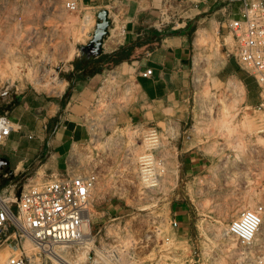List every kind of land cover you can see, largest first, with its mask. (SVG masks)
Instances as JSON below:
<instances>
[{"label": "rangeland", "instance_id": "obj_1", "mask_svg": "<svg viewBox=\"0 0 264 264\" xmlns=\"http://www.w3.org/2000/svg\"><path fill=\"white\" fill-rule=\"evenodd\" d=\"M64 2L0 0V110L15 97L55 100L66 89L63 79L67 64L90 37L93 24L84 37L78 39V34L84 20L93 21L94 14L81 9L77 13L67 12ZM115 23L120 32L121 25ZM223 43L233 51L228 32L218 39L213 27L209 32H201L194 45L188 101L192 119L187 134L197 141L204 156L203 170L194 180L182 182L169 173L161 187L154 190L151 202H147L152 204L147 211L137 210L127 198L117 200L109 190V182L117 172L126 167L129 173L134 172L135 157L142 151L133 144L141 142V135L133 132V123L126 117L132 91L128 97L122 93L117 98L113 105L117 111L115 120L103 121L108 130L101 128L96 118L102 105L92 111L87 109L82 116L85 139L73 146L69 159L76 157L84 164L91 153L101 160L102 179L92 192L89 208L95 244L99 237L105 240L129 233V229L139 233L151 226L160 235L177 241L175 247L183 256L200 253L199 264H237L239 247L225 235L224 229L241 210L253 208L264 199V93L237 62L234 71L242 76L243 84L223 76ZM86 115L94 118V129ZM259 128L263 132L255 133ZM89 139L92 145L88 144ZM130 147L135 150L132 149L133 158L127 162L124 158ZM253 172L255 175L251 176ZM21 184L28 190L42 186L43 182L39 177H29ZM20 191V187L15 188V195ZM179 210L185 212L183 219L175 217ZM136 215L138 222L133 220ZM113 217L117 219L110 221ZM173 218L180 223L176 230L169 226ZM220 244L223 248H219ZM87 247H58L54 251L61 249L63 258L71 264H84ZM14 253L10 248L1 249L0 262ZM27 254L32 264H44V255L39 256L37 250L27 248ZM49 260L53 261L52 257L46 259V264H51Z\"/></svg>", "mask_w": 264, "mask_h": 264}, {"label": "built area", "instance_id": "obj_2", "mask_svg": "<svg viewBox=\"0 0 264 264\" xmlns=\"http://www.w3.org/2000/svg\"><path fill=\"white\" fill-rule=\"evenodd\" d=\"M226 3L229 6L225 12L226 24L233 42V56L264 93V0H226ZM63 6L67 12H80L76 0H65ZM92 18L91 35L84 45L92 39L95 30L96 16ZM150 75V69L141 73L143 78ZM130 91V83L119 81L113 72L104 77L88 106V110L92 111L102 105L96 117L100 120L98 124L102 125L101 128L108 130L103 121L115 120L113 116L117 111L113 105L122 93L128 97ZM86 117L89 118L90 128L94 129V118ZM131 127L134 133L141 135V142L137 144L135 141L133 144L140 146L142 151L136 157L134 172L129 173L126 168L117 172L114 180L109 182V190L113 191L117 200L127 198L137 210L143 212L152 206L147 202H151L154 190L161 187L169 173L182 182L179 175L181 153L177 145L180 130L174 121L166 122L163 130L136 123ZM15 131L16 126L9 118L8 111L2 110L0 147ZM88 144L92 145V139L88 140ZM85 159L84 164H80L76 157L69 159L68 156L63 174L43 182L40 187L24 190L22 185L18 196L14 193L15 185L0 189V250L10 248L15 252L0 264H32L27 248L37 250L39 256L43 254V263L46 264V259L51 258L49 252L55 248H77L83 244L88 245L84 264L200 263V253L183 256L175 247L177 241L160 235V231L151 229V226L139 233L136 229H127L129 233L120 236H110L105 240L99 237L95 244L89 208L92 192L102 179L101 160L91 153ZM254 175L255 172L251 174ZM242 182L246 183L244 180ZM143 203L146 205L143 206ZM116 219L113 217L110 221ZM135 219L140 221L138 215L133 217ZM169 226L176 230L180 223L173 218ZM224 233L239 247L237 264H264V199L253 208L241 210L236 218L226 224ZM90 238L91 242L87 243ZM219 248H223V245L220 244ZM49 261L58 264L54 259Z\"/></svg>", "mask_w": 264, "mask_h": 264}, {"label": "crops", "instance_id": "obj_3", "mask_svg": "<svg viewBox=\"0 0 264 264\" xmlns=\"http://www.w3.org/2000/svg\"><path fill=\"white\" fill-rule=\"evenodd\" d=\"M76 2L81 10L95 16L106 11L108 31L116 27L117 21L121 37H112L109 32L98 55L90 51L75 53L64 75L66 89L55 100L15 97L2 109L8 111L16 131L0 147V158L6 161L0 166V189L7 185L19 188L29 177L45 182L63 174L73 146L85 139L81 118L109 72L119 81L131 83L126 110L130 123L153 125L160 130L168 121L177 123L179 175L182 181L194 180L204 167L197 141L187 134L192 119L188 101L194 45L200 31L209 32L214 27L218 39L228 32L226 0ZM222 47L221 73L243 84L242 76L234 71L233 51L224 43ZM147 69L151 75L143 78L141 73ZM184 213L179 210L175 217L183 219Z\"/></svg>", "mask_w": 264, "mask_h": 264}, {"label": "water", "instance_id": "obj_4", "mask_svg": "<svg viewBox=\"0 0 264 264\" xmlns=\"http://www.w3.org/2000/svg\"><path fill=\"white\" fill-rule=\"evenodd\" d=\"M96 26L92 39L85 46L79 47V52L90 51L92 55H98L104 38L108 35L109 21L107 19V12L100 11L96 15ZM6 163L4 159L0 158V166Z\"/></svg>", "mask_w": 264, "mask_h": 264}, {"label": "bare ground", "instance_id": "obj_5", "mask_svg": "<svg viewBox=\"0 0 264 264\" xmlns=\"http://www.w3.org/2000/svg\"><path fill=\"white\" fill-rule=\"evenodd\" d=\"M91 22V23H90ZM93 24V21H91V20H89V19H86V20H84V25L81 27V31H80V33L78 34V39L79 38H81V37H84L85 35V33H86V29H88V28H90L91 27V25ZM110 28V27H109ZM91 29V28H90ZM89 29V30H90ZM117 30L118 29H116V27L115 28H111L110 30H109V32H110V34L112 35V37H115V36H120L121 34H120V32H117ZM120 31V30H119ZM120 34V35H119ZM201 34V31L198 33V36ZM121 37V36H120ZM85 39H86V37H85ZM117 39V38H116ZM81 40V39H80ZM84 42V41H83ZM78 43V42H77ZM74 46V45H73ZM71 55V54H70ZM76 55V54H75ZM62 85H64V84H62ZM96 131V130H95ZM92 132V131H91ZM255 133H262L263 132V130L262 129H257V130H255L254 131ZM253 132V134H255ZM94 132H92V134H93ZM131 150V151H130ZM130 150H128V154H127V156H125V157H127L126 158V160H130L131 161V159L133 158V150H135V149H130ZM136 158V157H135ZM125 159V158H124ZM129 161V162H130ZM133 161V160H132ZM134 161H136V160H134ZM133 161V162H134ZM128 162V161H127ZM127 164V163H126ZM131 165V164H130ZM126 168H128V167H126ZM91 210V209H90ZM92 212L90 211V214H91ZM231 241V240H230ZM234 244V243H233ZM230 245V244H229ZM233 248V247H232ZM233 250V249H232ZM238 251V250H237ZM49 254H50V256L58 263V264H71V263H69L68 261H66L64 258H63V255H62V253H61V249H58V250H52V251H50L49 252Z\"/></svg>", "mask_w": 264, "mask_h": 264}]
</instances>
